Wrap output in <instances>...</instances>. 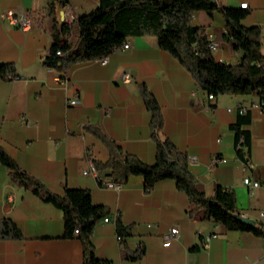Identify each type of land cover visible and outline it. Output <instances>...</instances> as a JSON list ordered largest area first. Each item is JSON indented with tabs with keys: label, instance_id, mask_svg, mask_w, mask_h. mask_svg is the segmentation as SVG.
Listing matches in <instances>:
<instances>
[{
	"label": "crops",
	"instance_id": "obj_1",
	"mask_svg": "<svg viewBox=\"0 0 264 264\" xmlns=\"http://www.w3.org/2000/svg\"><path fill=\"white\" fill-rule=\"evenodd\" d=\"M47 0H0L5 10L22 11L33 19L27 31L0 18V64L14 66V79L0 77V147L26 173L52 193L64 187L87 189L94 205L107 211L91 237L97 259L110 264H264V236L246 231H225L206 220L203 206L190 203L174 181L162 180L144 192V181L132 176L120 190L106 188L83 172L108 159L105 144L87 128L112 141L123 153L141 161H154L150 114L140 97L144 85L161 109L159 139H169L186 153L195 188L206 196L216 186L225 189L242 217L264 228L258 213L264 211V109L252 96H218L212 101L197 87L188 72L161 51L154 37H129V49L111 52L104 63H80L59 73L43 66L51 45L67 39L61 25L92 12L98 0H53L54 14L46 16ZM219 7L239 8L248 14L244 27H260L264 54V0H215ZM191 24L204 29L217 42L212 52L217 62L237 65L241 52L223 39L224 20L219 12H196ZM128 73L131 82H122ZM249 113L241 126L249 134L246 161L235 152L231 127L238 112ZM225 163H214V158ZM96 170V169H95ZM99 173V172H98ZM100 174V173H99ZM103 176V174H100ZM259 183L250 190L242 181ZM104 180L111 181L104 178ZM112 182V181H111ZM114 183V182H113ZM129 226L123 244L129 250L145 249L136 262L125 260L114 220ZM12 221L21 240H0V264H82L78 240L63 238L62 214L29 190L13 183L0 164V220ZM178 235H170L171 229ZM215 234L207 246L201 239Z\"/></svg>",
	"mask_w": 264,
	"mask_h": 264
},
{
	"label": "trees",
	"instance_id": "obj_2",
	"mask_svg": "<svg viewBox=\"0 0 264 264\" xmlns=\"http://www.w3.org/2000/svg\"><path fill=\"white\" fill-rule=\"evenodd\" d=\"M46 16L54 14L53 0H47ZM211 15L219 12L224 20L223 39L231 49L241 52L237 65L217 62L210 49V40L201 27H194V13ZM248 14L245 9L219 7L214 0H98L90 13L73 20L71 26L61 25L67 39L56 40L43 66L59 73L73 65L89 63L106 58L129 37H154L157 47L169 54L191 76L196 87L204 94L218 96H252L264 108V54L261 53L260 27H244L241 20ZM60 55H56V52ZM14 66L0 64V77L12 79ZM140 97L150 114V138L155 145L154 161L151 164L138 157L123 153L112 141L92 128H87L106 146L108 159L95 164L103 179L114 183L126 182L132 176L144 181V192L149 193L162 180L174 181L190 203L203 206L206 220L221 226L225 231H246L264 236V228L249 227L236 217L240 216L228 192L216 186L211 197L195 188V178L188 168L186 153L178 150L169 140L157 136L163 126L161 109L153 95L144 85L138 86ZM249 113L238 112L236 123L231 127L235 135V152L243 161L249 152V134L241 126L249 123ZM0 164L10 180L29 190L41 201L49 203L62 214L63 238L78 240L82 250V264H110L96 258L91 237L96 224L107 216L100 205H94L87 189L64 187L63 193H52L38 179L23 171L0 147ZM100 184V183H98ZM116 236L122 243L121 254L125 260L136 262L144 257L142 245L131 251L123 241L129 236L130 227L123 225L117 216L114 220ZM74 231H77L75 234ZM22 234L9 219L0 220V240H21Z\"/></svg>",
	"mask_w": 264,
	"mask_h": 264
},
{
	"label": "built area",
	"instance_id": "obj_3",
	"mask_svg": "<svg viewBox=\"0 0 264 264\" xmlns=\"http://www.w3.org/2000/svg\"><path fill=\"white\" fill-rule=\"evenodd\" d=\"M215 1V0H214ZM246 4H240V8L241 9H245L246 8ZM0 18L3 21H6L9 25L11 26H15L20 30L23 31H27L28 29H30V27L33 24V19L26 13L22 12V11H14V10H5L4 12L1 13ZM73 22V19L70 18H66L64 24L67 26H71ZM211 38V37H210ZM210 40V49L213 52L217 46L218 43ZM129 49V43L125 42L123 43L119 48L116 49V51H126ZM56 55H60V52H56ZM99 61H101L102 63H104V58L100 59ZM16 78L15 76L12 77V79ZM133 81V79L130 77V75L128 73L124 74L122 76V82L126 83V82H131ZM205 99L212 101L214 99V97L211 94L206 95L205 94ZM255 108H258L259 110H263L264 108H262L259 104L254 105ZM246 110L244 109H240L239 113H244ZM214 163H225L226 160L225 159H218L217 157L213 159ZM83 175H90L92 176L98 183H100V185H102L103 187L106 188H113L114 190L118 191L121 188V185L118 183H113L111 181H107L104 180L102 177L99 176L98 172L95 170V168L93 167L92 164V160L90 161V167L88 170L83 172ZM242 184L244 187L253 190L259 187V183L256 181H251L248 177L244 178L242 181ZM258 217L260 220H264V211H260L258 213ZM103 223H109V220L107 217L103 218ZM74 233L76 234L77 231H74ZM170 235H178V229L174 228L171 229L170 231ZM216 235H210V236H206L203 239H201L200 241V245L202 247L207 246V244L209 243V241L212 238H215ZM118 241L120 240L119 237H117Z\"/></svg>",
	"mask_w": 264,
	"mask_h": 264
},
{
	"label": "water",
	"instance_id": "obj_4",
	"mask_svg": "<svg viewBox=\"0 0 264 264\" xmlns=\"http://www.w3.org/2000/svg\"><path fill=\"white\" fill-rule=\"evenodd\" d=\"M241 223H243L246 226L253 227L255 226V222L253 220H250L248 218L242 217L241 215L236 217Z\"/></svg>",
	"mask_w": 264,
	"mask_h": 264
}]
</instances>
